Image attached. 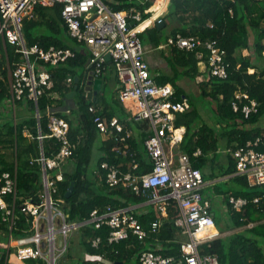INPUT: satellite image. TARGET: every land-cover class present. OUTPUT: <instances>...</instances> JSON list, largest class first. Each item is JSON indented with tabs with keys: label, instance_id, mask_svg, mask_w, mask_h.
Masks as SVG:
<instances>
[{
	"label": "trees",
	"instance_id": "16d2710c",
	"mask_svg": "<svg viewBox=\"0 0 264 264\" xmlns=\"http://www.w3.org/2000/svg\"><path fill=\"white\" fill-rule=\"evenodd\" d=\"M165 1L163 0V4ZM143 2L144 4L141 3V0H135L130 4L127 0H119L111 7L113 10L136 7L143 12L144 19H147L150 17L149 10L154 6V2L152 0ZM62 9L61 4L38 6L33 17L24 22L23 29L29 45L39 44L44 48L55 45L59 48H72L76 51L75 58L58 67L50 68L55 83L52 92L60 93L65 98L73 87L80 86L76 79L72 82V87L67 86V80L70 76H75L76 73L83 70L88 55L82 51L83 46L76 40L72 39L71 46L64 41V36H67V28L62 19ZM163 22L165 26L162 30L159 31L157 26L153 29L156 46L164 43L163 38L175 37L177 34L186 37L198 36L203 40L216 41L227 63V77L219 78L210 74L206 60L199 59L196 51L171 48L169 65L172 68V75L164 77L161 82L164 84L173 83L177 86V81L181 77L197 80L200 76L208 73V80L198 85L201 96L213 100L216 105V109L213 111L215 126L205 123L195 108L176 116V126L186 129V135L180 148L191 156L193 166L202 169L203 164L207 163L204 156L210 152L216 153L221 139H225L229 148H246L248 142L256 141L259 138L260 142L255 150L264 154V129L256 127L264 120V0H171L169 12ZM165 29H171L169 35L164 34ZM7 50L12 58L11 61L14 60V50H11L10 46ZM244 50L249 51V54L244 55ZM204 53L206 56L208 55L207 51ZM0 74L3 77V80L0 79V103L2 104L9 97L5 83L9 79L5 55L0 64ZM50 93L51 91H48L38 103L40 112L45 113L41 118L43 134L49 133L47 106L56 102L55 99L48 97ZM81 93L82 101L76 111L77 114H74L75 111L73 112V116H78V120L72 121L61 113L57 114L69 121V139L77 146L70 158L75 164V170L64 172V180L58 183L56 196L65 201L63 206L67 214V221L71 224L88 221L91 218V213L96 209L103 213L107 207L124 209L150 200V193L145 196L137 195L131 189L122 186L110 189L106 179L107 173L101 169V164L106 161L111 165H116L125 173L132 171L131 164L135 161L139 163V168L135 171L136 174L141 175L150 171L152 165L146 149L145 147L140 149L142 145L135 137H130L126 141L127 144H130V152L127 155L122 154L123 150L118 152L120 142L117 139L110 137L108 140L102 141L105 145L103 149L105 152L95 165L100 168L99 172L94 175L91 169V174L94 176L90 175L89 167L93 163L94 145L100 140L98 129L94 123L95 116L98 114L107 120L119 116L127 127H130L131 123L124 119V115H118L116 111H105L104 113L98 110L96 113H91L89 107L92 105L99 107L100 101H88L83 90ZM237 94H246L248 98L238 99ZM180 99L181 97L177 95L174 100L180 101ZM64 100H60L57 103L58 106H62L65 103ZM250 101L257 103V112H253L247 117L243 108L249 105ZM29 102L32 103L34 109L33 102ZM234 103L237 104L238 110L234 109ZM133 122L136 121L133 120ZM218 126L222 131H218ZM26 129L34 137L38 136L35 118L12 125L8 135H4L0 129V173L9 172L15 175L17 204L30 197H33L36 202H40L38 195L43 188L41 166L35 161L31 162L40 152V143L37 139L32 140L24 136ZM144 133L146 134L142 137L143 145L152 131ZM125 134V131L119 133V138ZM11 146L13 147L12 156L2 152L1 149ZM43 148L45 154L51 156L58 151L59 143L55 138H46L43 141ZM122 148L124 147L122 146ZM198 149L202 154L194 157V152ZM229 165V172H236V160L232 155H230ZM236 180L242 188L226 197L233 227L239 228L250 223L258 224L242 233L203 245L202 253L217 255L220 264H264V246L260 245V239L264 241V185L251 186L246 176H239ZM72 185L73 191L68 195ZM231 197H244L249 200V203L242 212L238 213L230 204ZM257 197L260 198V201L254 203L253 199ZM6 199L12 203L13 197L6 196ZM168 213V217L163 220L159 234L152 235L146 243L156 251V238L163 242L168 240L170 243L166 249L161 250V253L163 256H175L180 260L183 242L177 239L175 232L179 230V227L176 226V219L181 214L175 200H171ZM1 215L0 211V231L2 232H0V264H11L10 237L22 239L31 236L32 220L18 211L17 222L13 229H10L9 223L3 222ZM159 215V211L155 209V206H152L147 214H141L138 217L145 228H149ZM215 223L221 231L225 230L220 226L219 221ZM77 232L79 233V246L88 258L83 260L79 257L73 263L71 262L72 264H105L106 262L99 261L97 258L99 256L105 257L108 262L131 264L136 260L137 264H141L139 254L149 246L141 244L135 237L109 245L110 228L106 225L96 228L94 224H85ZM98 237L101 238V243L98 248H94L92 241ZM70 250L71 248L65 255V259L63 258V261L58 264H65L68 258L72 261ZM70 261L66 264H70ZM24 262L27 264H48L39 258L27 259Z\"/></svg>",
	"mask_w": 264,
	"mask_h": 264
},
{
	"label": "built area",
	"instance_id": "2783aa9c",
	"mask_svg": "<svg viewBox=\"0 0 264 264\" xmlns=\"http://www.w3.org/2000/svg\"><path fill=\"white\" fill-rule=\"evenodd\" d=\"M119 0H0V64L5 59L10 75V99L15 105L17 102L28 99L33 101L37 110V119L42 116L38 107L39 100L51 93L48 97L56 102L47 106L49 133L39 131L38 136L29 135L31 139H37L40 143V152L36 159L32 160L41 166L43 188L39 193L40 202L33 197L25 199L17 204V182L15 175L0 173V211L2 221L9 223L13 229L18 219V211L32 220L34 236L45 235V240H31L28 245L16 248L20 260L43 259L48 264H58L68 252L67 236L63 238L65 243L62 251L57 248L58 237L54 230L63 224L70 225L67 214L62 209L65 204L63 199L57 198L58 183L64 180L63 164L70 160L76 149L69 139L70 123L65 117H61L56 111L58 102L63 100L58 93L52 92L54 80L47 69L58 67L60 64L75 58L76 51L72 48H59L50 46L44 48L39 44L29 45L24 35V22L30 20L36 8L44 5L61 4L62 19L67 28V35L80 43L82 51L88 55L86 68L91 76L100 79L107 70L108 59L112 62L122 87L119 91L122 102L131 101L136 106L134 120L147 122L152 134L145 142L147 154L151 161V170L138 175L135 171L139 163L133 161L132 171L122 172L116 165L103 162L101 169L106 171L107 184L110 189L122 186L131 189L137 195L150 193V200L155 203L161 216L168 215L170 202L175 200L182 211V217L176 220V224L182 229L190 240L184 242L181 247V259L175 256H163L151 249L143 250L139 254L141 264H220L215 254L202 253L201 247L210 243L217 236L215 219L211 213V204L202 195L205 183L203 173L193 166L191 156L184 152L175 151L183 142L186 135L184 127H177L176 116L191 110L188 99L174 100L175 88L171 84H159L151 74L150 64L146 59L142 35L146 26L163 24L165 16L169 12L171 0L165 3H154L149 10L150 17L144 19L143 12L131 7L123 10H113L111 5ZM130 4L135 0H127ZM144 4V2H142ZM8 46L14 50L13 59L7 50ZM178 48L184 51H196L199 59H205L212 76L227 77V63L222 50L216 41L203 40L198 36H183L177 34L169 37L164 44L158 46L159 50L166 48ZM204 51L208 52L206 56ZM72 83L73 79L67 80ZM59 96V97H58ZM238 99L248 98L246 94H237ZM67 114L71 113V104H67ZM238 110L236 103L233 104ZM91 113L98 110L90 106ZM243 112L248 117L257 112V103L250 101L244 106ZM94 123L101 135H109L120 142L118 152L123 150V155L129 153V145L124 136L119 138V133L125 131L124 125L117 118L107 120L96 115ZM46 138H55L59 143L58 151L51 156L45 154L43 141ZM81 142V139H79ZM79 142V141H78ZM260 139L248 142L245 147L228 148L227 152L236 160V172L246 176L251 186L264 185V154L257 152ZM122 146L124 148H122ZM202 154L198 149L194 157ZM100 168L94 170L98 173ZM53 172V173H51ZM6 196L13 197L9 203ZM230 204L238 213L242 212L249 203L246 198L229 199ZM260 198H254V203H259ZM59 211L61 215L55 218L50 214ZM160 216V217H161ZM87 224H94L96 228L106 225L110 228L108 244L114 245L121 241L135 237L141 244L157 234L162 226V221L153 222L149 228L140 222L138 215L129 207L115 209L107 207L103 213L98 209L91 213ZM75 224V223H74ZM73 225V224H71ZM77 225V224H76ZM78 227V226H76ZM72 228L73 229H76ZM70 231V230H69ZM68 231V232H69ZM214 231V233H213ZM199 232H205V236L198 238ZM208 232H212L208 234ZM32 237V236H31ZM14 241L12 236L9 246ZM45 243V248L42 244ZM101 238L92 241V246L98 248ZM34 246H33V245ZM62 244V245H63ZM103 262L102 256L97 257ZM117 264V263H115Z\"/></svg>",
	"mask_w": 264,
	"mask_h": 264
},
{
	"label": "crops",
	"instance_id": "0c3cea01",
	"mask_svg": "<svg viewBox=\"0 0 264 264\" xmlns=\"http://www.w3.org/2000/svg\"><path fill=\"white\" fill-rule=\"evenodd\" d=\"M143 1L144 0H141V3ZM155 27L156 26L154 24H150V25L146 26L145 29H144V33H143L142 39H143V43H144L145 49L147 51L146 59H147V61L150 64L151 74L156 78L157 82L159 84H161L162 83L161 81L164 79V77L172 75V68L169 65V59H170L171 53L165 52V50H159L158 49V46H160L161 44H164L166 42V39H168V38L165 39L164 43H161L158 46H156V44L154 43L155 39H154V34H153L154 31H153V29ZM165 30L163 31L164 34H165ZM170 31H171V29L168 31L167 35H169ZM146 32L149 34L147 40L144 39V36H145ZM160 36H162L161 33H160ZM252 39H253V37H252ZM52 46H55V45H52ZM170 52H171V48H170ZM243 54L247 55V54H249V51L244 50ZM50 68H51L50 66L47 67V69H49V71H50ZM75 76H76V78H74ZM75 76H70L69 78L73 79L72 82H74V79H76V82L77 83L79 82L80 86L79 87L77 86L78 88L73 87V89L68 92V95L65 98H64L63 95L58 93V95L61 96V98L63 100L66 99V100H64L65 103L62 106H59V108H56L57 109L56 111L58 113H61L62 115L67 117V119H69V120H72V121L73 120H78V116H76V117H75V115L73 116V112L75 111L74 114L75 113L77 114L76 111H77V109L80 106V102L82 101V99H81L82 93L81 92L83 90V94L86 96L88 101H92V102H95L96 100L100 101L99 102V107H96V106L92 105L95 108H97V110L102 111L104 113H105V111H108V112L116 111L118 115H124V117H125L124 119H127L126 121H128L129 123L133 122V120H134L133 118H134V115H135V112H136V106L131 101L122 102L120 100L119 91H120V89L122 87V84H121L120 79L117 76L116 70H115V68H114V66H113L111 61L108 63V67H107L105 75L102 78H100L101 81H102V85H101V90H99L97 92V95H92L91 97H88V93L89 92L86 89H87V87L89 88L88 82H89V79H90L89 77L91 76V73H90V71L87 70L86 65L83 68V70H81L79 73H76ZM8 77H9V79H8V81H5V83H6V87L8 88V91H9V89H10V86H9L10 85V75H9V73H8ZM93 78L97 79L94 76H93ZM208 78H209V75L207 73V75H202L197 80H193V79H191L189 77H181L177 81V86L178 87L175 84H173V83H166V84H171V85L174 86V88L176 90L174 99L176 98L177 95H179L181 97L180 100H182L184 98L188 99L190 104H191V109H192V108H195V107L193 106V104L191 102L189 94H191V92L194 91L198 95H201V92H200L198 84L201 83V82L207 81ZM0 79L3 80V77H2L1 74H0ZM162 84H164V83H162ZM72 85H73V83H69L67 81V86L72 87ZM90 88H91L92 92L95 91L94 88H93V84L92 83H91ZM107 88H114V90H115V93H114V96L112 97V100L107 98V94L104 92L105 89H107ZM73 93L75 94L74 96L72 95L73 96V100L75 102V106L71 107V113L67 114L65 112L68 109V105L67 104H70L71 99H72V97H70L69 95L73 94ZM5 101H8L9 103H12L11 99H10V92H9V97L7 99H5L3 102H5ZM66 102H68V103H66ZM17 103H19V102H17ZM16 104H15V107H14V111L15 112L17 110L16 109V107H17ZM53 105H55V104L53 103ZM34 107H35V104H34ZM34 109L32 107L31 113H29L30 117H27L28 114H24L25 118H23L21 120V123L24 122L25 120H29V119L35 118L36 126H37L38 133H39V131L41 129V120L39 122V120L37 119L36 107ZM40 113H41L42 117L45 115L44 112H40ZM202 114H203V112H202ZM202 114H201V116H202V119H203V121L205 123L209 124L214 119L213 117H211V119H208L205 115H202ZM61 117H63V116H61ZM113 118L119 119L120 122L122 123V125H124V128L126 129L125 130L126 134L124 135V138H126L128 140V138H130V137H133V138L135 137L137 139V141H139V144L142 145V146H140V149L142 150V149H144V147L146 149L145 143H144V145L142 143V137L144 136V134H146L144 132H148L149 131L151 133L150 125L147 122H143L144 125L141 126L140 129H139V132L136 133L132 129V126L127 127V125L121 120V118L119 116H116V117H113ZM16 123L17 122H16V115H15V124ZM77 123H79V122H77ZM135 123H137V122H135ZM138 123H142V122H138ZM219 127L220 126H218V129H219ZM256 127H260L262 129H264V120L261 121L260 124L257 125ZM220 131H222L221 128H220ZM29 135H32V134L30 133V131L28 129H26L24 131V136L30 138ZM99 135H100L101 142L104 141V140H108L110 138V137H108L109 135H106V136L104 135L103 136L100 133H99ZM148 137H147V139H148ZM222 140H225V139H221V142L219 144V149H218V151L216 153L210 152L206 156H204L207 159V163L206 164L204 163L203 164V168L200 169L202 171V173H203V176H205V178H204L205 183H204L203 189L201 191L202 195H203V198L206 201L210 202V204H211V213H212V215H213V217L215 219V222L219 221L220 226L223 229H225L224 231H221L216 226V231L218 233H217V236H215L212 241L220 239V238H222V239L223 238H228V237L233 236L235 234L242 233L245 230H247L248 228L258 224V223H250L247 226H243V227H239V228H234L233 227V224H232L233 221H232L231 216H230V207L226 203V197L231 195L232 192H236V191H238V190H240L242 188L239 185V183L237 182V180H236L239 176H242V175H240L238 172H234V173L233 172H231V173L229 172V168H230V165H229L230 164V154L227 152V149L229 147H228V144L226 143V141H225V144H223ZM128 145L130 146V144H128ZM180 146H181V144L179 145V148H177V150L175 151V155L176 156H177L178 152H183L181 150ZM104 147H105V145L102 142V151H103ZM104 152L105 151H103L102 153L104 154ZM129 152H130V150H129ZM146 152H147V150H146ZM221 154L226 155V158H223V157L220 158ZM90 167L93 170V172H92V170H91V172L94 173V175H97L98 173L94 172V170L97 169L98 167H96V166H94V167L90 166ZM90 167H89V169H90ZM74 170H75V166L69 172H72ZM63 171L64 172L67 171L64 168V164H63ZM90 175H92V174L90 173ZM94 175H92V176H94ZM240 198H244V197H240ZM214 203L220 204L219 207H217V208H219V216L218 217H217V211L214 209ZM152 206H155V209L158 210L159 214H160L159 207L155 203H153L152 201H147V202H144L142 204L131 206L129 208L132 209L137 215H141V214H147ZM62 209L65 212V209H64L63 205H62ZM179 209H180V207H179ZM167 214H169V213H167ZM180 214H181L180 217H182L181 209H180ZM160 216H161V214L159 215L157 220H161L162 221V226H163V220L166 219L168 217V215L167 216L164 215V216H161V217ZM75 224H77L78 227H76V229L70 230L67 233V245L69 247H70V245H73V241H74L73 235L74 236L76 235L75 232H77L79 228H81L82 226L87 224V222L75 223ZM162 226H161V228H162ZM176 226L179 227L177 224H176ZM161 228H160V230H161ZM160 230L158 231V233L156 235L159 234ZM211 233L212 232H208V234H211ZM213 233H214V231H213ZM33 234H35V233H33V231H32V235H31L32 237L29 236V237L22 238V239H14V241L11 244V250H12V252H11L12 254L10 255L11 264H27L26 262H24V261H22V260H20L18 258L16 248H20V247H23L25 245H28L29 242H31V240L39 239L38 235L33 237L34 236ZM175 236H177V239L180 242H183V243L190 240V237L187 234H184L180 227H179V230H177L175 232ZM78 237H79V235H78ZM78 237H77V239H78ZM155 242H156L155 245H156V251L157 252L154 251L149 244L145 243L144 245H146V246L149 245L147 247L148 249H151L154 252L163 255L161 253V250L166 249L168 244L170 243V241L167 240V241L163 242V241L159 240L158 238H156ZM9 250H10V246H9ZM65 255L62 257V259L60 261H63V258L65 257ZM79 256L83 260L88 258L84 251L82 252V255H79ZM79 256H78V258H79ZM74 259H75V257H74ZM103 262H106L105 264H115V263H117V262H115V263L114 262H108V260L105 257L103 258ZM66 263H67V260L65 261V264ZM72 263H70V264H72ZM120 264H124V263L121 262ZM131 264H137V261L134 260Z\"/></svg>",
	"mask_w": 264,
	"mask_h": 264
},
{
	"label": "rangeland",
	"instance_id": "374dc122",
	"mask_svg": "<svg viewBox=\"0 0 264 264\" xmlns=\"http://www.w3.org/2000/svg\"><path fill=\"white\" fill-rule=\"evenodd\" d=\"M152 1L154 3L158 2V0H152ZM168 31H169L168 29L165 30V35H167ZM47 33H49V32L47 31ZM148 36H149V34L146 32L144 39L147 40ZM64 41L67 42L68 45H70V46L73 44L72 38H70L68 35L64 36ZM163 41H165V38H163ZM10 49L13 50L12 47H10ZM165 52L170 53V48H166ZM104 92L107 94V98L112 100V97L114 96V93H115L114 88H107V89H105ZM189 97H190L191 102H192L193 106L195 107V109H197L201 114L203 112L202 115H205L208 119H211V117H214L213 111L216 109V105L214 104L213 100L205 99L203 96L198 95L194 91H192L191 94H189ZM16 106H17L16 107L17 110L15 112L14 111L15 105H13V103H9L8 101H5L2 104H0V129L4 135H8L10 127L15 124V115H16V122L17 123H21V120L23 118H25L24 114H28L27 117H30L29 113H31V109L33 106H32V103H30L28 99H24L23 101L17 103ZM209 124L215 126L214 119ZM143 125H144L143 122L142 123H135V122L131 123L132 129L136 133L139 132L140 127ZM218 131L220 132V127H219ZM222 143L225 144V140H222ZM1 150L3 153L10 154L12 156V153H11V152H13L12 146L8 147L7 149H1ZM102 152H103L102 151V142H101V140H98L96 142V144L94 145V149H93V163H92L93 167L97 164L100 156L103 154ZM221 157L226 158V155L221 154L220 158ZM74 166H75V164H74L73 160H68L66 163H64V168L67 171H71L74 168ZM91 169L92 168L90 167V169H89L90 173H91ZM51 173H53V172H51ZM219 205L220 204L214 203V209L217 211V217L219 216V208H217V207H219ZM75 234H76L75 236L73 235V239H74L73 245H70V247H69V249L71 248L70 253L72 254V258H71L72 261H70L68 258L67 262L70 261V263L73 262L74 260H76L79 255H82V252H83L79 246V237H78L79 233L75 232ZM77 237H78V239H77ZM260 245L264 246V241L262 239H260ZM74 257H75V259H74Z\"/></svg>",
	"mask_w": 264,
	"mask_h": 264
},
{
	"label": "water",
	"instance_id": "95a60500",
	"mask_svg": "<svg viewBox=\"0 0 264 264\" xmlns=\"http://www.w3.org/2000/svg\"><path fill=\"white\" fill-rule=\"evenodd\" d=\"M164 26H165L164 23L163 24H159V25H157V28L160 31V30H162L164 28ZM107 59L110 62V60H111L110 57H107ZM89 78H90L89 82H88L89 88L87 87L86 90L89 92L88 93V97H91L92 95H97V92L99 90H101L102 81H101V79H94L92 76H90ZM91 83L93 84V88L95 90L94 92H92V90L90 88ZM72 95L74 96L75 94L73 93V94L69 95L70 97H72L70 104H71L72 107H74L75 106V102L73 100V96ZM73 185L70 188V191H69L68 195H70L72 193L73 188H74ZM62 244H63V238H62V236L59 235L58 236V246H62ZM42 246H43V248H45V246H46L45 243H43ZM52 264H54V263H52ZM118 264H120V263H118Z\"/></svg>",
	"mask_w": 264,
	"mask_h": 264
},
{
	"label": "bare ground",
	"instance_id": "6f19581e",
	"mask_svg": "<svg viewBox=\"0 0 264 264\" xmlns=\"http://www.w3.org/2000/svg\"><path fill=\"white\" fill-rule=\"evenodd\" d=\"M160 1L163 2V0H160ZM50 214H51L52 218H55L56 216L61 215V213L59 211L51 212V209H50ZM76 226H78V225H76V224H73V225L63 224L60 227H56V229L54 230V232H55L54 235H56L57 237L60 235V236H62V238H66L68 231L71 230L72 228H75ZM205 234H206L205 232H199L197 234V237L201 238V237L205 236ZM38 236H39V239L45 240V238H46L45 235H39L38 234ZM64 246H65V243L62 245L61 248H57V249H60V251H62Z\"/></svg>",
	"mask_w": 264,
	"mask_h": 264
}]
</instances>
